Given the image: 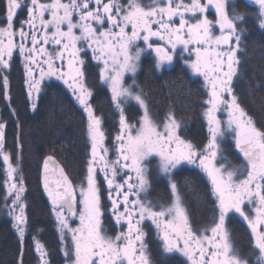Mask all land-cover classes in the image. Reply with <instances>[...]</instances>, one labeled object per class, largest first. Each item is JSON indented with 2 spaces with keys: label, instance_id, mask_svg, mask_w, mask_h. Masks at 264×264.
Returning a JSON list of instances; mask_svg holds the SVG:
<instances>
[{
  "label": "snow or ice",
  "instance_id": "6c2138e0",
  "mask_svg": "<svg viewBox=\"0 0 264 264\" xmlns=\"http://www.w3.org/2000/svg\"><path fill=\"white\" fill-rule=\"evenodd\" d=\"M245 2L254 7L257 27L264 31V0ZM25 9L26 19L17 26L16 18ZM248 16L237 11L235 0L231 10L229 0H5L0 82L8 106L4 73L18 55L33 111L47 79L62 83L87 118L90 153L81 183L73 184L52 155L42 165V186L65 264H160L153 258L152 244L158 255L172 257L176 264H264V128L236 92L247 55ZM148 58L157 72L182 62L190 77L202 79L206 98L201 117L207 129L202 146L182 137L183 121L171 105L163 120L154 118L137 82L142 60ZM90 67L98 69L94 75L107 91L111 115L118 117L111 147L105 143L104 117L91 102ZM129 107L137 108L135 122L127 115ZM5 129L6 122H0L4 207L20 242L17 264H24L26 187L18 165L4 151ZM226 145L242 158L239 166L227 161ZM22 147L18 133V160ZM186 167L206 181L204 196L212 215L201 227L195 226L177 180ZM100 174L110 202L111 229L104 226ZM161 185L167 199L153 198L151 192ZM234 220L246 226L247 255L233 240ZM33 244L38 264H51L36 235Z\"/></svg>",
  "mask_w": 264,
  "mask_h": 264
},
{
  "label": "trees",
  "instance_id": "16d2710c",
  "mask_svg": "<svg viewBox=\"0 0 264 264\" xmlns=\"http://www.w3.org/2000/svg\"><path fill=\"white\" fill-rule=\"evenodd\" d=\"M235 3L237 11L249 13L245 40L247 55L244 57L241 75L244 79L242 81H245V89H241L243 94L248 96L246 110L257 125L264 128V31L259 30L257 21L252 15L254 7L248 6L245 0H235ZM4 4L5 0H0V23L3 22ZM231 7L232 0H229V10ZM4 74L9 79L8 92L11 102L10 108L8 101L4 99L3 86L0 82L1 122H6L4 151L11 155V162L18 165L26 187L24 199L27 204L29 230L24 239L26 244H24L23 261L25 263L32 259L28 242L33 239L34 227L37 224L41 225L42 231L37 234V238L46 240V235L49 234L48 225L52 222L39 185L40 164L46 155H52L62 165L72 182L76 183L83 170L81 163L86 155V143H84L86 133L80 115L73 110L70 100L59 92L51 91L50 93L42 90L38 98V108L33 111L28 102L27 92L19 80L20 74L16 64H11V68ZM144 75L143 86H146L144 91L154 113L158 116L165 115L168 106L171 105L176 118L186 117V124L190 130L188 138L202 146L201 144L206 141L205 126H203V119L197 116L200 111L199 97L197 89L191 84L189 78L173 67L159 74L152 69H146ZM240 98L244 102L242 92ZM12 109L16 110V115H11ZM127 115L131 118L132 110L129 109ZM17 122L20 124L19 129ZM192 128L194 132L191 134ZM109 129L111 128L107 130ZM18 133L23 145L19 160ZM229 150L230 152H226L227 155L231 153L235 155L232 147H229ZM234 155L233 157H238ZM3 167V161L0 160V264H15L19 239L12 227L8 210L4 207ZM8 203L10 204L11 201L9 200ZM51 225L53 227V224ZM239 230L241 236L246 237V233ZM52 231L54 232L52 237L56 238L55 231ZM238 244L247 255L248 241L245 239Z\"/></svg>",
  "mask_w": 264,
  "mask_h": 264
},
{
  "label": "flooded vegetation",
  "instance_id": "af4514ba",
  "mask_svg": "<svg viewBox=\"0 0 264 264\" xmlns=\"http://www.w3.org/2000/svg\"><path fill=\"white\" fill-rule=\"evenodd\" d=\"M145 3H147V0H145ZM209 18L213 19L214 18V11L213 13L209 14ZM26 19V9L20 11L19 15L16 18V22H17V26H19V22L20 20ZM12 64H16L17 68H18V73L20 74L19 80L21 81V84L23 85L25 91L27 92V86L25 84V75H24V68L23 65L20 61L19 56H15ZM175 68L176 71L178 72H182L184 73L190 80L191 84H193V86L197 89V94L199 97V105H200V111L197 113V116L199 118L202 119L201 117V112H202V102L203 100L206 98L204 95V89H203V81L202 79H196L194 77H190V75L186 72V70L183 68V64L182 62H178L176 63L174 66H171L170 68ZM146 69H152V71H155L156 73H160L157 72L154 67H153V62L151 60V58L148 59H143L142 60V64H141V68L139 70L138 76H137V82L141 85V87H143V89H146V86H143V77L145 76L144 73L146 72ZM94 73H98V69H93V68H89L87 75H88V84L90 85V87L93 90V97H92V103L96 109V114L97 115H103L104 117V125H103V130L105 131V143L106 146L111 147L112 146V142H113V138L116 134V132L118 131V117L111 115V104H110V100L108 98V94L106 89L102 88L99 84V80H98V76H95ZM242 77L239 79L238 83H237V88H236V92L237 95L240 97V94L242 92V99H245L243 102V106L246 108V102L248 101L247 98L248 96L246 94H243L244 92L242 91L241 88L245 89V85L244 82L242 81ZM244 80V79H243ZM127 82H131L130 78L128 79ZM243 85V86H241ZM241 89V92H240ZM42 90L45 91H49L50 93L52 92H59L62 96H64L65 98H67L68 100H70L72 108L74 111H77V113L80 115L81 117V121H83V127H84V132L86 133L85 138H84V143H86V155L83 157V161H82V171H81V176L78 177V180L76 181V183H73L75 185H79L81 183V181L83 180L84 176L86 175V167H87V160L89 158V153H90V144L87 140V132H86V125H87V118L86 115L83 113L82 109L78 106V104L75 102V100L73 99L71 93L66 89V87H64L62 85V83L60 82H56L54 80H45L42 83ZM52 91V92H51ZM42 93V91H41ZM41 93L39 94V96L41 95ZM132 110V116L131 118H129L132 122H135L138 119V111L136 107H129L128 110ZM151 109V107H150ZM151 112L154 116V118H156L158 121L163 120L165 115H161L158 116L154 113V111L151 109ZM110 113L107 116H110L109 118L107 116H105V114ZM223 113L221 114V117H223ZM178 120H182L184 123L181 126V135L184 138H188V135L190 133V130L187 127L186 124V117L183 116L182 118H177ZM0 122H1V114H0ZM108 128H111L109 130H107ZM192 132H194V128L191 129V134ZM234 162H239L242 161L241 157H236L234 159ZM177 180L180 183V186L185 194V198L188 202V204L190 205L191 209H192V218L194 221V224L196 227H201L203 226L210 218L212 215V205L208 202V198H206L204 196V187H205V183L206 181L202 178L201 175L198 174L197 170L191 169V168H185L183 169L179 175L177 176ZM98 183L101 186V190L103 192V196H102V203L104 205L106 214L104 217V226L106 229H111V225H112V221L110 219V213L107 212V209L110 208V202L107 199V191L105 190L106 186L103 182V175L100 174L98 177ZM199 194L200 198L197 200L196 195L195 194ZM151 196L153 198H161V199H167L164 187L161 185L159 187H157V189L155 191L151 192ZM44 198V197H43ZM46 201V209H48V215L50 217V219L52 220L51 224H53V227L51 224L48 225V231L49 234L46 235V240L42 239V238H37L39 239V241L46 247L47 251L49 252V259L51 264H65V259L63 256V253L60 251V242H59V236L58 233L56 231V223L54 218L51 215L50 212V205L48 204L47 200ZM235 222L238 224V229H241V232H245L246 233V237H242L241 233L240 234V238L238 236L235 235L234 230L232 229V223ZM231 225L230 228L232 229V233H233V240L235 241V243L238 241L237 239H239V241H245V239L248 241V233L245 231L246 226H243L244 228H240L239 226H242L239 222H237L236 220H234ZM76 223H78V221H76ZM73 226H75V223L73 224ZM37 228H42L40 224H37V226L34 227V232L37 237V232L35 231ZM55 231L56 234V238H53L52 235L54 234ZM110 234H112L110 232ZM152 239H155L154 236V232H153V237ZM28 243H30V245L28 246V250L29 252L32 254V259L31 260H27L24 264H38V257L36 256L35 252H34V244H33V239L30 240ZM238 243V242H237ZM26 244V243H24ZM237 245V244H236ZM25 248V246H24ZM27 249V247H26ZM152 249H153V258L155 260H158L160 262V264H176V261L174 258L172 257H161L160 255H158L156 253V245L152 244ZM19 252H20V242H18V246H17V251H16V259H15V264H17V260H18V256H19ZM246 255V254H244ZM24 262V261H23Z\"/></svg>",
  "mask_w": 264,
  "mask_h": 264
},
{
  "label": "rangeland",
  "instance_id": "374dc122",
  "mask_svg": "<svg viewBox=\"0 0 264 264\" xmlns=\"http://www.w3.org/2000/svg\"><path fill=\"white\" fill-rule=\"evenodd\" d=\"M225 118V116H223V117H221V119H224ZM203 126H205V129H204V133L206 134V137H207V129H206V125H205V123H204V121H203ZM204 143H206V141L204 142ZM203 143V144H204ZM203 144H201V145H203ZM226 147V151L224 152V155L227 157V161L230 163V165L231 166H234V167H236V166H239L240 164H241V162L242 161H239V162H234V160H232V159H234V158H236V157H233V155L234 154H232L231 153V155H227V153L226 152H230V150H229V147H227V146H225ZM233 149H234V147H232ZM235 150V149H234ZM235 155H237L238 156V154H236V152H235ZM234 155V156H235ZM14 165V164H13ZM4 168V167H3ZM3 174H4V177H3V179L5 180V173H4V171H3ZM3 187H4V183H3ZM4 190H5V188H4ZM5 195H6V191H5ZM238 222V221H237ZM232 229L234 230V233H235V235L237 236V238H238V236H239V238H240V235H239V232H240V230L237 228L238 227V224L237 223H235V222H233L232 223ZM240 228H244L243 226H239ZM238 241V243H240V241H239V239H237ZM236 242V244L238 245V247H239V244ZM245 244V243H244ZM245 249V248H244ZM244 253V252H243ZM244 254H246V253H244Z\"/></svg>",
  "mask_w": 264,
  "mask_h": 264
},
{
  "label": "water",
  "instance_id": "95a60500",
  "mask_svg": "<svg viewBox=\"0 0 264 264\" xmlns=\"http://www.w3.org/2000/svg\"><path fill=\"white\" fill-rule=\"evenodd\" d=\"M46 156H47V155H46ZM46 156H45V157H46ZM45 157H44V158H45ZM43 160H44V159H43ZM43 160H42V162H41V164H40L41 168H40V173H39V177H40V183H39V185H40V188H41V190H42V193H43V197H44V199H46L47 202H48V204L50 205L49 200H48V197H47L46 193L44 192V190H43V186H42V165H43ZM55 160L57 161L56 158H55ZM61 167H62V165H61Z\"/></svg>",
  "mask_w": 264,
  "mask_h": 264
}]
</instances>
